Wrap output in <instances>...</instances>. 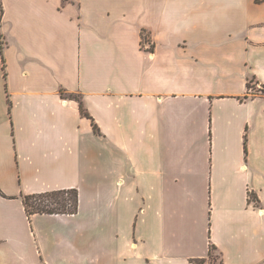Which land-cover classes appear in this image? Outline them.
<instances>
[{
  "label": "crops",
  "instance_id": "obj_1",
  "mask_svg": "<svg viewBox=\"0 0 264 264\" xmlns=\"http://www.w3.org/2000/svg\"><path fill=\"white\" fill-rule=\"evenodd\" d=\"M0 2V264H264V0Z\"/></svg>",
  "mask_w": 264,
  "mask_h": 264
},
{
  "label": "trees",
  "instance_id": "obj_2",
  "mask_svg": "<svg viewBox=\"0 0 264 264\" xmlns=\"http://www.w3.org/2000/svg\"><path fill=\"white\" fill-rule=\"evenodd\" d=\"M2 13L3 9L0 2V20ZM78 102L81 114L85 117L91 118L84 111L81 102ZM250 197L255 200V197ZM21 199L26 215L29 218L33 214H75L78 209V192L73 188L25 194L21 195ZM197 263L201 264L200 261Z\"/></svg>",
  "mask_w": 264,
  "mask_h": 264
},
{
  "label": "built area",
  "instance_id": "obj_3",
  "mask_svg": "<svg viewBox=\"0 0 264 264\" xmlns=\"http://www.w3.org/2000/svg\"><path fill=\"white\" fill-rule=\"evenodd\" d=\"M250 196H251V195L249 194V196H248L249 201H250V202L254 201Z\"/></svg>",
  "mask_w": 264,
  "mask_h": 264
},
{
  "label": "rangeland",
  "instance_id": "obj_4",
  "mask_svg": "<svg viewBox=\"0 0 264 264\" xmlns=\"http://www.w3.org/2000/svg\"><path fill=\"white\" fill-rule=\"evenodd\" d=\"M75 99H79L76 95L73 96Z\"/></svg>",
  "mask_w": 264,
  "mask_h": 264
}]
</instances>
